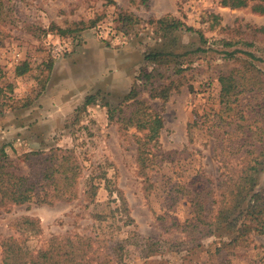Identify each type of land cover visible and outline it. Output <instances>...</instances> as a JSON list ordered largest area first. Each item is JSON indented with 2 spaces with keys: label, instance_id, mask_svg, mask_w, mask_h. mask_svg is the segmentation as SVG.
Wrapping results in <instances>:
<instances>
[{
  "label": "rangeland",
  "instance_id": "374dc122",
  "mask_svg": "<svg viewBox=\"0 0 264 264\" xmlns=\"http://www.w3.org/2000/svg\"><path fill=\"white\" fill-rule=\"evenodd\" d=\"M229 73L254 89L221 116L218 77ZM163 87L165 100L149 94ZM131 89L163 118L148 182L136 162L142 131L117 111L109 119L118 106L133 107ZM222 118L264 128V13L250 5L0 0V149L14 162L9 170L35 180L44 162L23 154L52 147L73 148L83 167L76 198L0 203V240L36 251L53 236H90L106 244L92 264H116L117 254L122 264H264V233L220 258L215 247L229 234L191 241L181 230L194 214L186 190L208 180L213 215L218 160L242 155L226 147ZM255 190L264 195V163Z\"/></svg>",
  "mask_w": 264,
  "mask_h": 264
},
{
  "label": "trees",
  "instance_id": "16d2710c",
  "mask_svg": "<svg viewBox=\"0 0 264 264\" xmlns=\"http://www.w3.org/2000/svg\"><path fill=\"white\" fill-rule=\"evenodd\" d=\"M140 2L146 5L148 0ZM220 4L229 8L250 5L252 10L264 13V0H220ZM124 15L127 14H119L121 21ZM162 21V18L157 19L159 23ZM181 24L182 22L172 21L168 25L176 27ZM186 29L192 28L186 26ZM27 69L28 66L24 62L15 68V72L21 75ZM218 80L221 116L232 107L231 103L240 93L254 89L246 83L248 79L241 81L231 73L221 74ZM166 90L167 88L163 87L159 92L149 94L165 100ZM126 99H133L130 103L133 107L123 110L118 106L112 110L113 112L109 111V119H114V113L117 111L121 123L133 125L136 130L142 131L135 139L136 162L143 178L148 182L147 169H150L157 160L156 152L160 146L159 135L163 128V118L157 110L148 105L147 101L139 99L133 89ZM223 121L227 128L224 130L226 147L234 152L243 148L242 155L239 159L232 157L218 160L216 185L219 190L213 215L209 214L212 210L209 204L215 191L208 185V180L203 181L201 187L186 190L194 214L181 225V230L185 231V235L189 236L191 241L199 239L206 233L229 234L227 241H221L215 247L214 253L220 258L226 253H231L234 246L245 245L250 233H264V195L255 190L264 163V128L259 125L250 128L247 124ZM32 156H37L36 160L44 162L39 177L35 180L9 170L14 162L3 149H0V203L19 205L37 198V203L52 204L56 200H71L77 197L83 167L73 148L52 147L47 151H30L23 154V159H31ZM89 184L90 190L85 192L92 200L96 186L94 182ZM48 185L51 189H46ZM101 245L106 247L100 239L90 236H53L49 238L44 248L31 251L25 249L17 239L7 236L0 240V264H92L98 257L97 251ZM106 257L107 252L104 258ZM104 262L107 263L109 260ZM115 263L122 264L120 254L116 255Z\"/></svg>",
  "mask_w": 264,
  "mask_h": 264
}]
</instances>
